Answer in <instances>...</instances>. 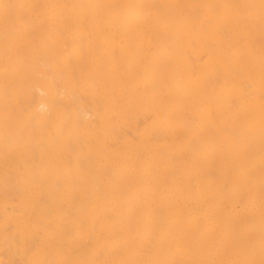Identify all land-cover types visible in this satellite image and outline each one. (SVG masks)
<instances>
[{
    "label": "bare ground",
    "instance_id": "6f19581e",
    "mask_svg": "<svg viewBox=\"0 0 264 264\" xmlns=\"http://www.w3.org/2000/svg\"><path fill=\"white\" fill-rule=\"evenodd\" d=\"M0 264H264V0H0Z\"/></svg>",
    "mask_w": 264,
    "mask_h": 264
}]
</instances>
